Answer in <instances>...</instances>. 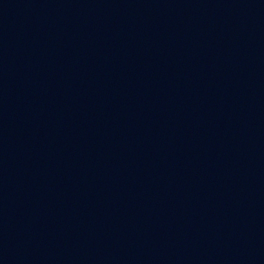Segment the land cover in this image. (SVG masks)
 Returning a JSON list of instances; mask_svg holds the SVG:
<instances>
[{
  "label": "water",
  "instance_id": "95a60500",
  "mask_svg": "<svg viewBox=\"0 0 264 264\" xmlns=\"http://www.w3.org/2000/svg\"><path fill=\"white\" fill-rule=\"evenodd\" d=\"M0 264H264V0H0Z\"/></svg>",
  "mask_w": 264,
  "mask_h": 264
}]
</instances>
